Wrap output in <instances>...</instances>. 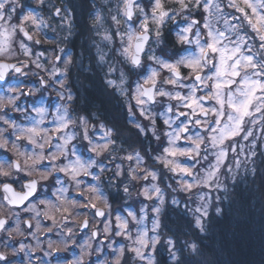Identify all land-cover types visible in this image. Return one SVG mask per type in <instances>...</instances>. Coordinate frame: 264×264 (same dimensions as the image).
Returning a JSON list of instances; mask_svg holds the SVG:
<instances>
[{
    "label": "clouds",
    "instance_id": "9594fccd",
    "mask_svg": "<svg viewBox=\"0 0 264 264\" xmlns=\"http://www.w3.org/2000/svg\"><path fill=\"white\" fill-rule=\"evenodd\" d=\"M0 264H264V0H0Z\"/></svg>",
    "mask_w": 264,
    "mask_h": 264
}]
</instances>
